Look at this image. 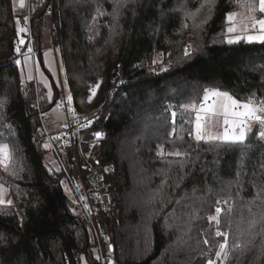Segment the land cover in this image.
<instances>
[{
  "label": "trees",
  "instance_id": "16d2710c",
  "mask_svg": "<svg viewBox=\"0 0 264 264\" xmlns=\"http://www.w3.org/2000/svg\"><path fill=\"white\" fill-rule=\"evenodd\" d=\"M242 1L29 0L18 14L0 0V144L9 152L0 181L11 197L0 204V264H82L96 248L88 220L63 201L72 170L45 160L43 90L21 81L17 19H27L34 48L46 22L79 111L106 105L89 133H105L91 152L114 167L105 177L113 209L100 224L117 264H207L225 240L224 264H264L258 125L241 143L197 141L185 107L202 105L206 89L264 100V42L226 40L227 15Z\"/></svg>",
  "mask_w": 264,
  "mask_h": 264
},
{
  "label": "built area",
  "instance_id": "2783aa9c",
  "mask_svg": "<svg viewBox=\"0 0 264 264\" xmlns=\"http://www.w3.org/2000/svg\"><path fill=\"white\" fill-rule=\"evenodd\" d=\"M17 47L20 49L19 53L16 51ZM29 48L32 49L31 53L28 52ZM26 54H34L30 36H28L27 44H21L19 38L15 42L14 56L18 59L26 56ZM121 83L120 85H122ZM108 103H111L110 98ZM212 103L213 99L209 104ZM54 107L63 116L62 127L53 135H47L46 138H48L54 151L68 157L70 163L68 170L71 169L72 172L66 171V181L92 229L96 242L98 264H117L111 256L108 239L100 224V216L109 217L113 209L109 186L105 182V177L114 171V167L112 164H102L100 158L91 152L105 139V133L101 129L89 133V130L96 128L106 105L100 104L90 112H81L72 99L69 102L68 97L61 89L54 102ZM167 110L175 111L176 109L168 107ZM97 132L102 134L101 139L97 138ZM85 145H88V150L84 148ZM220 206L221 203L217 205L219 208Z\"/></svg>",
  "mask_w": 264,
  "mask_h": 264
},
{
  "label": "snow or ice",
  "instance_id": "6c2138e0",
  "mask_svg": "<svg viewBox=\"0 0 264 264\" xmlns=\"http://www.w3.org/2000/svg\"><path fill=\"white\" fill-rule=\"evenodd\" d=\"M20 7H24V0H19ZM255 10L254 8L252 9ZM259 11L264 13V0H259ZM235 13H230L228 15L229 21L233 19ZM16 23L17 33H23L26 31L25 28L19 27L20 20L17 19ZM259 26L258 32L259 35H249L247 36L248 41L258 40L264 42V19L256 20L253 18L252 27L256 28ZM234 31V28L229 27L228 32L231 33ZM241 37H236L238 41ZM232 39L228 40V43H233ZM20 43L23 44V39L20 40ZM16 51L19 53V47L16 48ZM28 52L31 53L32 49L29 48ZM27 59V54H26ZM17 64L20 63L19 60L16 61ZM31 78V77H30ZM209 92L212 96L218 97V101L210 104L208 107L201 106L200 110L197 111L195 117V139L197 141L208 140V141H222L226 143H241L244 142L247 134L252 131L253 123L259 125V138L264 140V100L254 102L252 98H249L245 102H241L230 95L228 92H221L219 90H205L204 100H209ZM95 94L93 89V95ZM69 102L71 101V96L68 97ZM185 107L195 108V104L186 105ZM201 112L204 115H201ZM220 118L223 122V130L216 131ZM101 133H96L97 137H100ZM48 145H45L47 147ZM7 145L0 144V165H3L7 159L6 153ZM175 155H180L179 152H176ZM264 167V165H262ZM3 189L0 188V203H4L3 200ZM9 204L11 201H7ZM221 211L219 207L216 208L217 214ZM210 220H217L216 216L209 217ZM218 222V221H217ZM264 230V229H262ZM217 236L227 237V233H222L219 230L216 232ZM205 244L208 243L207 240L204 241ZM227 242L219 245V250L215 252L217 259L224 258L227 259ZM207 264H216V261L209 259Z\"/></svg>",
  "mask_w": 264,
  "mask_h": 264
},
{
  "label": "rangeland",
  "instance_id": "374dc122",
  "mask_svg": "<svg viewBox=\"0 0 264 264\" xmlns=\"http://www.w3.org/2000/svg\"><path fill=\"white\" fill-rule=\"evenodd\" d=\"M253 8L255 9L254 11L252 10ZM232 13H235L236 15L233 17V19L231 21H229V19H228V15L229 14L227 15L228 26L226 28V33H227L226 40L228 41L229 39H232L235 42L243 40L245 42H250V43L261 42V41H258V40H253V41H248L247 40V36H249V35H259V32H258L259 26L257 25L256 28L252 27L253 18H255L256 20L264 19V13H263V16H261V17H257L256 16V15H258V13H260V11H259V0H244V1H242L240 3L239 9L236 12H232ZM17 27H18V25H17ZM19 27H22V28L26 29L25 25L22 26V25L19 24ZM40 27H41V32L40 33L42 35V39H41L42 48H44L46 45L52 46L53 44H52V41H51L50 36H49V30H48V27L46 25V22L43 21L42 24L40 25ZM229 27L234 28V31L229 33L228 32V28ZM25 33H26V31L23 32V35ZM21 34L22 33H19V35H21ZM236 37H241V39H239L237 41ZM235 42H233V43H235ZM56 55H57V59H58L59 65H60V53H59L58 48L56 49ZM159 64L160 63L155 58L154 59V68L155 69L159 68L158 67ZM60 70H61V68H60ZM60 76H61L63 92H64V94L67 97H69V93H68V90H67L65 79L63 77L62 70H61ZM204 95H203V98H202V102H203L202 105L204 107H208L210 105L209 102L212 99H213V103L217 102L218 99H219L218 97L212 96L211 92H209V100L205 101L204 100ZM44 101H45L44 100V94L41 93L40 96H39L38 104L40 103V106L42 108V114H41L42 124L46 127V130L44 131V134H45L44 147H45V145H48L47 147H45L48 150V152H47V154L45 156V160L48 163L49 168H51L54 171L59 172L61 170V165L62 164L67 165V166L70 165L68 157L66 155L62 154V153L54 151L51 148V146H50L48 138H46V137H47V135H49V136L53 135V133H54L53 131L56 130L57 128L61 129L63 116L55 107H51L49 109H45L44 105L46 103ZM202 105H199V106L194 108V111H195L194 116L195 117H196V114H197L196 111H199ZM201 115L203 116L204 113L201 112ZM193 125L195 127V120H194ZM257 125L258 124L253 123L252 129L254 128V126H257ZM223 127H224V125H223V122H222V118H220L219 123H218L216 129H214V130L222 131ZM256 128H258L257 130L259 131V125ZM249 133L247 134V136L249 135ZM194 138H195V132H194ZM3 145H5V144H3ZM5 151L7 153V159L5 160L3 165H0L1 168H5L6 167V165L8 163V159H9L8 148H6ZM53 153L58 155L57 158L54 156ZM65 176H66V173H65ZM61 185H62V189H63V201H64L66 207L71 212H73V213L77 214L78 216H80L81 215V208L77 204L76 199H75V197H74V195L72 193V189L70 188V185H68L65 177H62ZM0 188L3 189V194L2 195H3V200H4V203H0V204H9L7 201H11V197H10V194H9L7 186L3 182L0 181ZM217 231L218 230H216V232ZM218 237H222V236H218ZM95 250H96V248L94 249L93 253L96 255L97 253H96ZM214 261H216V264H224L226 259H224V258H220V259L215 258Z\"/></svg>",
  "mask_w": 264,
  "mask_h": 264
},
{
  "label": "crops",
  "instance_id": "0c3cea01",
  "mask_svg": "<svg viewBox=\"0 0 264 264\" xmlns=\"http://www.w3.org/2000/svg\"><path fill=\"white\" fill-rule=\"evenodd\" d=\"M13 8L18 14L25 13L28 9L29 0H24V7L21 8L19 0H12ZM258 17V15H256ZM27 19L20 20V25H25L26 33L23 35L18 34V38L23 39L24 43L27 44V39L29 36V25ZM33 48L34 54H29L26 56L18 58L20 61L18 65L20 71L21 81L34 82L38 87L43 90L44 106H47L53 102L54 96L58 95L59 91L63 88L61 82V70L59 62L56 55V48L52 45H46L42 48L41 42L39 43V48ZM31 77V78H30ZM63 90V89H62ZM40 106V103H39ZM41 107V106H40ZM54 107V106H53ZM197 113V111H196ZM44 130L46 127L43 125ZM60 128H57L53 132H56ZM96 251V250H95ZM91 260L86 256L83 257L82 264H98L97 254L91 255Z\"/></svg>",
  "mask_w": 264,
  "mask_h": 264
},
{
  "label": "water",
  "instance_id": "95a60500",
  "mask_svg": "<svg viewBox=\"0 0 264 264\" xmlns=\"http://www.w3.org/2000/svg\"><path fill=\"white\" fill-rule=\"evenodd\" d=\"M97 133H100V132H97ZM97 138L101 139L102 135L100 137H97ZM109 250H110V252H113V250H114L113 244H109Z\"/></svg>",
  "mask_w": 264,
  "mask_h": 264
}]
</instances>
